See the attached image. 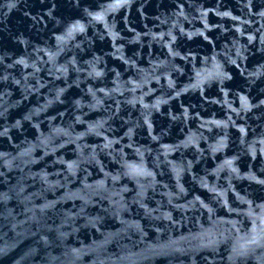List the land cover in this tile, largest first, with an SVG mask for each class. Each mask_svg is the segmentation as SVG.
<instances>
[{
    "label": "water",
    "instance_id": "obj_1",
    "mask_svg": "<svg viewBox=\"0 0 264 264\" xmlns=\"http://www.w3.org/2000/svg\"><path fill=\"white\" fill-rule=\"evenodd\" d=\"M0 264H264V0H0Z\"/></svg>",
    "mask_w": 264,
    "mask_h": 264
}]
</instances>
